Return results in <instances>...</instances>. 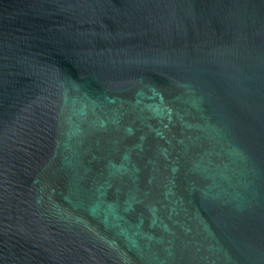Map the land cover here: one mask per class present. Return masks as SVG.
Masks as SVG:
<instances>
[{
  "label": "water",
  "instance_id": "water-1",
  "mask_svg": "<svg viewBox=\"0 0 264 264\" xmlns=\"http://www.w3.org/2000/svg\"><path fill=\"white\" fill-rule=\"evenodd\" d=\"M0 264H264V0H0Z\"/></svg>",
  "mask_w": 264,
  "mask_h": 264
}]
</instances>
